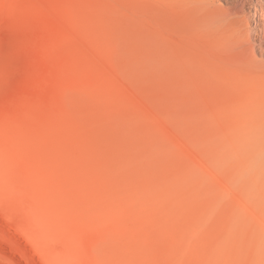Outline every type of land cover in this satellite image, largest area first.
<instances>
[{"label": "rangeland", "instance_id": "rangeland-1", "mask_svg": "<svg viewBox=\"0 0 264 264\" xmlns=\"http://www.w3.org/2000/svg\"><path fill=\"white\" fill-rule=\"evenodd\" d=\"M236 37L0 0V264H264V55Z\"/></svg>", "mask_w": 264, "mask_h": 264}, {"label": "bare ground", "instance_id": "bare-ground-1", "mask_svg": "<svg viewBox=\"0 0 264 264\" xmlns=\"http://www.w3.org/2000/svg\"><path fill=\"white\" fill-rule=\"evenodd\" d=\"M152 1L179 13L180 26L193 24L216 28L219 32L235 27L239 49L254 56L264 55V0Z\"/></svg>", "mask_w": 264, "mask_h": 264}]
</instances>
